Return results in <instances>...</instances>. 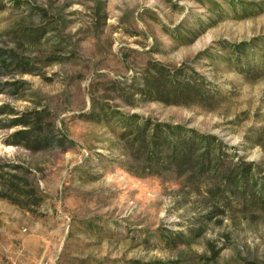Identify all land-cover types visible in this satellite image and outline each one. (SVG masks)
Instances as JSON below:
<instances>
[{"label": "rangeland", "instance_id": "374dc122", "mask_svg": "<svg viewBox=\"0 0 264 264\" xmlns=\"http://www.w3.org/2000/svg\"><path fill=\"white\" fill-rule=\"evenodd\" d=\"M263 37L264 0H0V264H264V74L227 59ZM155 64L222 96L144 98ZM37 116L54 147L13 144ZM130 116L221 157L161 168Z\"/></svg>", "mask_w": 264, "mask_h": 264}, {"label": "trees", "instance_id": "16d2710c", "mask_svg": "<svg viewBox=\"0 0 264 264\" xmlns=\"http://www.w3.org/2000/svg\"><path fill=\"white\" fill-rule=\"evenodd\" d=\"M233 7V4H230ZM233 59L242 66H250V62L259 65L256 71L250 70V74H264V37L252 41L239 42L233 48ZM241 69V68H240ZM146 76L142 79L141 88H136L144 98L157 99L165 103H180L186 99L193 102L205 103L213 100L214 97L222 96L220 89L214 85L206 84L202 80L191 79L185 74L178 75L176 72H170L167 68L155 64L146 70ZM1 111V109H0ZM5 113V112H0ZM36 114V113H35ZM114 111H108L105 108L103 117H113ZM39 116L32 120L26 118H12L6 122L5 127L21 125L24 128L13 134L12 143L21 145L31 150H41L54 147L51 139L43 134V127L38 121ZM121 123L131 133V142L137 145L139 151L144 152L147 159L161 168H167L170 165H180L190 167L191 170L198 169V172L208 169L211 160V153L216 147L214 138L199 134L198 132L187 129L181 125L162 123H140L135 121L133 116L124 118ZM137 126V128H135ZM150 134L147 136L149 128ZM223 151L219 146L215 148L214 158L221 157ZM168 153V154H167ZM251 174L249 166H243L240 169V175L248 177ZM224 181L234 183L240 188H244L245 181L231 182L230 176H224Z\"/></svg>", "mask_w": 264, "mask_h": 264}]
</instances>
